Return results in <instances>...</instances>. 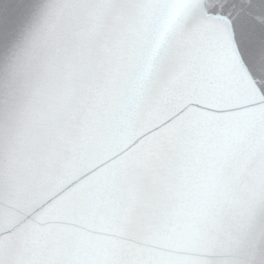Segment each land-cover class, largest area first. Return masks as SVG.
<instances>
[{
  "label": "snow or ice",
  "instance_id": "obj_1",
  "mask_svg": "<svg viewBox=\"0 0 264 264\" xmlns=\"http://www.w3.org/2000/svg\"><path fill=\"white\" fill-rule=\"evenodd\" d=\"M0 264H264V0H0Z\"/></svg>",
  "mask_w": 264,
  "mask_h": 264
}]
</instances>
